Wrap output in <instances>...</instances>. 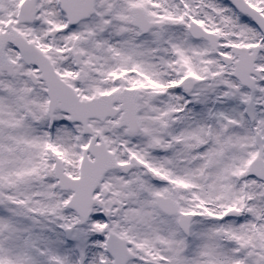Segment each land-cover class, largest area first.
<instances>
[{
	"label": "snow or ice",
	"instance_id": "obj_1",
	"mask_svg": "<svg viewBox=\"0 0 264 264\" xmlns=\"http://www.w3.org/2000/svg\"><path fill=\"white\" fill-rule=\"evenodd\" d=\"M0 264H264V0H0Z\"/></svg>",
	"mask_w": 264,
	"mask_h": 264
}]
</instances>
